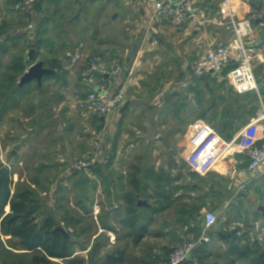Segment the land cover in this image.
Returning a JSON list of instances; mask_svg holds the SVG:
<instances>
[{
  "label": "crops",
  "instance_id": "1",
  "mask_svg": "<svg viewBox=\"0 0 264 264\" xmlns=\"http://www.w3.org/2000/svg\"><path fill=\"white\" fill-rule=\"evenodd\" d=\"M229 1L226 9L224 0H195L200 22L175 27L153 17L154 0H37L31 16L19 13L18 0H0V79L18 60L26 71L34 62L52 71L41 83L21 86L25 71L4 96L0 165L12 172V194L33 193L37 223L51 216L68 231L72 259L121 254L136 257L137 264H147L144 257L161 264L179 243L191 242L196 243L191 258L234 262L248 247L258 253L264 248V165L247 174L241 137L264 112V9L259 0ZM248 18L253 33L244 39L254 52L257 87L235 90L229 67L218 75L194 76L192 65L201 53L234 42L232 19ZM94 55L107 68L117 60L123 67L118 77L100 76L126 95L109 117L80 106L86 97L81 72ZM202 125L219 134L220 145L230 144L206 176L185 161L192 134ZM261 127L264 132V121ZM97 141L108 160L91 171L72 170V161ZM243 182L246 191L239 192ZM128 193L146 228L138 241L124 224ZM208 209L218 222L208 231L210 241L202 242ZM14 240L20 245L0 231V252L4 247L18 252L8 247Z\"/></svg>",
  "mask_w": 264,
  "mask_h": 264
},
{
  "label": "built area",
  "instance_id": "2",
  "mask_svg": "<svg viewBox=\"0 0 264 264\" xmlns=\"http://www.w3.org/2000/svg\"><path fill=\"white\" fill-rule=\"evenodd\" d=\"M264 9V0H259ZM37 0H18L16 9L23 16L35 13ZM230 1L224 0V8L229 9ZM230 11V10H229ZM153 17L165 20L175 27H181L188 21L200 22L201 12L195 0H154ZM232 18V16L230 15ZM262 17V15H260ZM235 40L229 45H216L201 53L192 65L194 76L221 74L229 67L227 78L238 92H245L257 87L253 70L254 52L247 46L245 37L253 33L251 20L235 21L232 19ZM78 55L74 58L77 61ZM123 67L117 60L112 68H107L98 55L90 58L81 72V82L86 87V97L80 106L96 114L109 117L126 100L124 90H112L102 83L100 76L118 77ZM264 112L247 124L241 131L245 143V153L249 158L247 174L253 175L264 165V132L261 122ZM264 130V129H263ZM219 134L210 126L202 125L195 130L190 139L191 150L185 156L188 168L201 176L210 173L220 158L228 151L230 144L220 145ZM109 156L103 152L102 144L97 141L94 149L82 158L72 161L70 168L75 171H91L100 161H107ZM247 182L240 185V191H246ZM218 222V215L207 211L203 215L204 233L201 240L209 242L208 231ZM241 235V232L238 233ZM200 240V241H201ZM196 243L185 242L177 246L164 264H188Z\"/></svg>",
  "mask_w": 264,
  "mask_h": 264
},
{
  "label": "trees",
  "instance_id": "3",
  "mask_svg": "<svg viewBox=\"0 0 264 264\" xmlns=\"http://www.w3.org/2000/svg\"><path fill=\"white\" fill-rule=\"evenodd\" d=\"M26 71L22 60H18L11 68L10 78L5 72L4 76L10 81L13 87L14 81ZM15 78V80H14ZM0 82V90L2 89ZM19 93L20 89H16ZM4 94L0 92V121L6 111L7 103L4 104ZM7 101V99H6ZM12 172L8 166L0 165V231L17 237L20 240V252L14 253L4 247L3 264H53V259L71 261L70 264H83L84 259L72 260L74 242L70 238H65L61 233H53L57 225L54 218L48 216L43 222L37 223L35 216L36 200L30 190H23L17 193H11ZM127 204V217L124 224L129 226L135 236V240L142 239L146 228L140 227V215L137 210L136 198L128 193L125 196ZM9 206V211H6ZM139 224V226H138ZM74 235L76 233L74 232ZM250 250L246 248L240 256H235V261L245 260L246 264H264V248ZM2 253V252H1ZM252 253L254 256H251ZM202 261V260H201ZM102 264H137V260L130 256H118L102 258ZM166 262V261H165ZM188 264H194L190 261Z\"/></svg>",
  "mask_w": 264,
  "mask_h": 264
},
{
  "label": "rangeland",
  "instance_id": "4",
  "mask_svg": "<svg viewBox=\"0 0 264 264\" xmlns=\"http://www.w3.org/2000/svg\"><path fill=\"white\" fill-rule=\"evenodd\" d=\"M235 21H238V20H235ZM3 72V71H2ZM10 75H11V73H9V77L8 78H10ZM2 75H0V77H1ZM6 79V76H4V77H2L1 79H0V81L1 82H3L2 83V89L0 90V92H2L5 96L12 90V87L10 86V81H9V79ZM34 84V83H33ZM33 84H31L30 86H29V90H31V93L32 92H34L35 91V88H34V85ZM34 88V89H33ZM36 94H38V93H36V92H34L33 94H30L31 96H30V98H34V96L36 95ZM103 145V144H102ZM95 146V145H94ZM94 146L92 147V150L94 149ZM104 147V145L102 146V148ZM83 157V156H82ZM81 157V158H82ZM208 211H210V209H208ZM39 223H41V220H39ZM70 232H71V234L73 233V232H75L74 230H69ZM18 241H16V240H14V241H11L10 243L9 242H7L8 243V247H11V248H13L14 250H16V251H18V252H20V250H18L19 248L21 249V246L17 243ZM93 243V239H91V242H90V245ZM180 245V243L177 245V246H179ZM176 246V247H177ZM91 247V249H92V247H94V243H93V245L92 246H90ZM175 247V248H176ZM174 248V249H175ZM174 249L172 250V252L174 251ZM1 250H3V246H0V251ZM91 252H92V250H91ZM14 253H16V252H14ZM88 254V253H87ZM91 254V253H90ZM4 255V253L2 252H0V262H2V258L4 257L3 256ZM102 255V254H101ZM104 256L102 255V256H88V257H86V258H84V260H85V262L83 263V264H102L103 262H102V258H103ZM169 257L170 256H167V257H164V258H162L163 260H161V264H164L165 263V261H167L168 259H169ZM81 258H83V257H80V256H76V259H81ZM136 257H134V259H135ZM137 259V258H136ZM144 259L146 260V259H148V261H147V264H155L154 263V261L152 260V258H150V257H148V258H145L144 257ZM72 260H75V259H72ZM202 260V261H201ZM227 259H225L224 260V258H218L217 256H211V257H209V258H201V257H198V256H194V257H192L191 258V261H192V263H194V264H225V262H226V264H227V262H229V260H227ZM53 261V264H57L56 262H54V260H52ZM65 262V261H64ZM139 262V261H138ZM71 263V261H68V263L67 262H65V264H70ZM230 263V262H229ZM239 263L240 264H246V261L245 260H239ZM146 264V263H145ZM157 264V263H156Z\"/></svg>",
  "mask_w": 264,
  "mask_h": 264
},
{
  "label": "water",
  "instance_id": "5",
  "mask_svg": "<svg viewBox=\"0 0 264 264\" xmlns=\"http://www.w3.org/2000/svg\"><path fill=\"white\" fill-rule=\"evenodd\" d=\"M38 7V2H36V8ZM264 23V19L262 21ZM33 53L34 50H31L30 56L33 60ZM52 71L50 69H47L44 67V64L42 62H34L29 69L25 72V74L22 76L20 79V85L24 86L25 84L36 80L37 82L41 83L42 78L50 74ZM61 233L64 237L70 238L71 236L69 235L68 231H66L62 226H56L53 230V233ZM203 242V240H202Z\"/></svg>",
  "mask_w": 264,
  "mask_h": 264
}]
</instances>
